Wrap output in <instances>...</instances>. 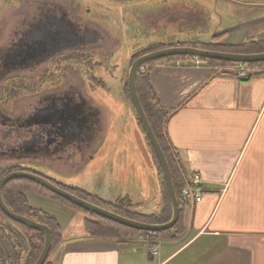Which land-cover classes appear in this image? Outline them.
<instances>
[{
	"label": "rangeland",
	"instance_id": "obj_1",
	"mask_svg": "<svg viewBox=\"0 0 264 264\" xmlns=\"http://www.w3.org/2000/svg\"><path fill=\"white\" fill-rule=\"evenodd\" d=\"M54 6L59 17L67 14L76 23L77 31H87L79 34L82 44L62 45L4 73L0 113L10 118L26 115L43 95L72 86L100 110V131L79 151L72 149L77 151L75 156L69 157L70 151L60 158L4 155L0 170L21 166L66 188L108 200L127 196L144 212L154 206L159 210L156 168L126 93L133 56L142 55L152 44H168L165 41L206 43L220 37L217 44L229 46L248 36H264V0H0V56L22 37L39 41L41 32L33 31L31 25ZM221 71L216 67L215 72ZM146 72V67L141 68L140 73ZM16 131L0 125V152L22 140ZM37 197L27 194L29 205L61 217L48 206L49 199ZM138 236L144 241L160 239L146 232L134 239ZM19 245L24 256V238L0 214V261L13 264L12 250ZM56 251L51 252L49 264L55 261Z\"/></svg>",
	"mask_w": 264,
	"mask_h": 264
},
{
	"label": "crops",
	"instance_id": "obj_2",
	"mask_svg": "<svg viewBox=\"0 0 264 264\" xmlns=\"http://www.w3.org/2000/svg\"><path fill=\"white\" fill-rule=\"evenodd\" d=\"M146 73L169 113L170 146L186 181L200 179L201 199L180 207L181 235L148 241L138 236L128 243L88 240L80 212L47 200L61 215L56 218L64 241L52 263L264 264V77L239 80L193 60ZM154 185L160 210L157 176ZM131 203L142 213L159 212Z\"/></svg>",
	"mask_w": 264,
	"mask_h": 264
},
{
	"label": "trees",
	"instance_id": "obj_3",
	"mask_svg": "<svg viewBox=\"0 0 264 264\" xmlns=\"http://www.w3.org/2000/svg\"><path fill=\"white\" fill-rule=\"evenodd\" d=\"M220 37H214L211 39L210 42L206 43H180L178 41L173 42V40L165 41V43H156L152 44L146 49L143 50V54L153 52L156 50L164 49L167 47L173 46H190L204 50L210 51H218V52H230V53H239V54H257L264 52V36H248L245 38L244 41L234 45H221L220 43L217 44V40ZM173 42V43H172ZM142 54V55H143ZM138 54L133 56L132 62L138 57ZM199 60L203 63L208 64V66H213L212 68L216 67H224L231 65L232 63L219 61V60H212V59H203V58H193L191 56H172V57H164L152 61H146L142 63L136 73V90L139 97V101L143 108L144 114L148 120V123L162 149L164 156L167 160L171 178L174 186V190L176 196L179 197L183 188L187 187V182L182 172V169L179 164V160L175 152L172 150L170 143L168 141L166 135V122L169 117V113L164 110L155 94L154 89L149 83L147 73L142 74L140 73L141 68L146 67V70H150L156 66H163L172 64L175 62L183 61V60ZM249 65L255 66H263L264 62L253 63ZM127 87V85H126ZM127 96L129 98V92L127 89ZM130 100V98H129ZM136 123L141 131V134L145 138L152 157V162L156 168L157 172V182L158 187L161 191L162 195V206L159 212L157 213H142L137 210L132 209V203L129 197L121 196L114 200H106L101 198L98 195L88 193L86 191L80 190L78 188H66L61 186L58 183H55L53 180L45 177L41 173H38L32 169L24 168L21 166L17 167H10L3 170H0V177L4 176L5 174L13 171H27L34 173L36 175L42 176L48 179L52 184L58 186L59 188L68 191L69 193L77 196L80 199L88 201L96 206H99L105 210L113 212L117 215L122 217L148 223V224H163L168 222L172 216V209L171 204L169 202V198L167 196V191L165 187V181L163 177V173L157 161V158L148 142V139L136 117ZM27 194H34L42 198H46L55 202H58L68 208H71L75 211L80 212L83 216V225L85 231L89 234L88 240H96V241H111L116 243H128L134 240L138 233H141L138 230L131 229L110 220H107L101 216L93 214L89 211L83 210L68 201L64 200L63 198L53 194L52 192L48 191L41 185L26 179H13L6 182L2 186L1 195L5 205L14 213L25 216L35 222L40 224H44L49 227L51 230V247L48 253V256L44 262V264L50 263V254L55 249L61 246L64 241L61 235V227L57 220V218L48 212L37 209L29 205L27 201ZM0 214L4 219H6L9 224L24 238L26 243V252L23 256L20 253V245L18 246L19 249L17 251L12 250L13 253V260L15 264H34L37 257L40 254V251L43 246V233L37 230L30 229L26 226H23L19 223H16L10 219H8L0 210ZM184 232L183 222H182V215L181 210L179 211L178 220L175 225L170 228L169 230H165L162 232L153 233L155 236L159 237L162 240H169L173 239ZM16 249V248H15ZM13 263V264H14ZM12 264V263H10Z\"/></svg>",
	"mask_w": 264,
	"mask_h": 264
},
{
	"label": "flooded vegetation",
	"instance_id": "obj_4",
	"mask_svg": "<svg viewBox=\"0 0 264 264\" xmlns=\"http://www.w3.org/2000/svg\"><path fill=\"white\" fill-rule=\"evenodd\" d=\"M31 28L41 32V39L28 42L22 37L13 42L4 57L0 56V77L10 68L28 65L33 57L58 51L62 45L76 46L82 40L80 35L87 32L77 31L76 23L67 14L59 17L55 6L47 8ZM98 116L97 108L77 88L70 86L65 90L51 91L43 95L38 105L26 115L10 118L0 113V125L17 130L18 138L22 134V140L1 151L0 156L18 157L30 153L38 157L60 158L69 151V157L75 156L81 145L91 143L100 131ZM6 260L0 264H7Z\"/></svg>",
	"mask_w": 264,
	"mask_h": 264
},
{
	"label": "water",
	"instance_id": "obj_5",
	"mask_svg": "<svg viewBox=\"0 0 264 264\" xmlns=\"http://www.w3.org/2000/svg\"><path fill=\"white\" fill-rule=\"evenodd\" d=\"M172 56H191L193 58L212 59V60L225 61L229 63L253 64V63L264 62V52L257 54H239V53H230V52L210 51V50H204L190 46H173L140 55L130 65L127 75V89L129 92L130 103L148 139V142L157 158V161L163 173L167 196L171 204L172 216L171 219L166 223L148 224L122 217L113 212L105 210L99 206H96L88 201L80 199L77 196L69 193L68 191L63 190L58 186L52 184L48 179L31 172L13 171L0 177V210L2 211V213L8 219L16 223H19L30 229L37 230L43 233V246L34 264H44L51 247V230L49 229L48 226L44 224H40L25 216L12 212L5 205L1 195L2 186L6 182L13 179H26L33 181L41 185L48 191L52 192L53 194L63 198L64 200L68 201L69 203L83 210L89 211L107 220H110L112 222H115L117 224H120L122 226L131 229L138 230L140 232H146V233L162 232L165 230H169L177 222L180 209L173 186L170 169L167 160L164 156V153L160 148V145L158 144V141L144 114L143 108L139 101V97L136 90V83H135L137 70L142 63L146 61H152V60H156L164 57H172Z\"/></svg>",
	"mask_w": 264,
	"mask_h": 264
},
{
	"label": "built area",
	"instance_id": "obj_6",
	"mask_svg": "<svg viewBox=\"0 0 264 264\" xmlns=\"http://www.w3.org/2000/svg\"><path fill=\"white\" fill-rule=\"evenodd\" d=\"M224 73L233 75L234 77L243 80L253 76H264V67H251L246 64H234L230 67L222 69ZM200 179L194 176L183 188L178 197V204L183 206L190 199L199 202L201 199Z\"/></svg>",
	"mask_w": 264,
	"mask_h": 264
}]
</instances>
